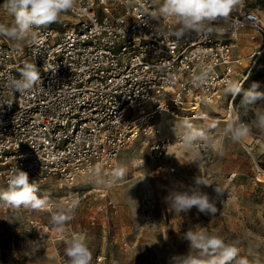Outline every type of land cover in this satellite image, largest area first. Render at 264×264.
I'll use <instances>...</instances> for the list:
<instances>
[{
	"label": "built area",
	"instance_id": "1",
	"mask_svg": "<svg viewBox=\"0 0 264 264\" xmlns=\"http://www.w3.org/2000/svg\"><path fill=\"white\" fill-rule=\"evenodd\" d=\"M162 2L75 0L67 11L70 26L34 29L24 46L0 38V185L8 187L19 168L36 185L52 180L69 191L67 206L74 193L84 199L97 194L105 199L98 210L117 216L119 204L108 188L119 154L138 135L159 137L157 119L164 114L196 119L203 105L226 96L227 120L247 124L227 85H244L264 57L260 15L243 1L227 20L178 39L172 33L180 26L160 14ZM242 39L250 43L248 53L240 51ZM25 63L36 64L41 79L21 94L8 83L20 78ZM188 135L158 138L151 149L184 145ZM219 138L212 134L197 145L210 150ZM143 203L150 223L153 201ZM0 210L14 209L0 201Z\"/></svg>",
	"mask_w": 264,
	"mask_h": 264
},
{
	"label": "rangeland",
	"instance_id": "2",
	"mask_svg": "<svg viewBox=\"0 0 264 264\" xmlns=\"http://www.w3.org/2000/svg\"><path fill=\"white\" fill-rule=\"evenodd\" d=\"M243 1L264 21V0ZM72 20L62 12L58 21L49 25L60 31ZM13 22L5 0H0V23L11 26ZM0 38L11 45L24 46L28 42L4 35ZM241 43L240 51L248 52L250 43L245 39ZM254 83L259 85L258 91H264V57L236 99L240 119L251 128L250 135L241 142H234L228 131L231 123L227 120L225 96L217 104L203 105L196 119L164 114L157 119L162 127L159 137L140 135L124 148L119 166L126 168V174L114 178L113 186L108 188V197L119 204L117 216L110 210H98L105 199L97 194L84 199L74 193L77 207L73 218L65 223L63 232L58 231L52 216L68 208L65 198L70 192L52 180L36 185L38 194L47 195L50 208L0 210V264H70L65 250L69 241L78 236L86 238L93 257L91 264H171L172 257L190 251L185 233L201 229L236 244L239 254L232 264H238L240 259L247 260V264H264V130L257 124V114L264 112V100L243 102L244 92ZM192 131L202 136L188 147L174 143L157 151L151 149L158 138ZM212 134L220 137L212 149L198 147L199 139H210ZM196 179L209 184L201 185L200 190L215 201L214 215L201 213L195 207L187 213L170 208L166 200L169 193L194 186ZM7 188L0 185V192ZM145 197L153 201L150 223L145 218ZM92 214L96 216L95 224L91 223ZM191 251L196 254L195 249ZM100 256L104 259L98 262Z\"/></svg>",
	"mask_w": 264,
	"mask_h": 264
},
{
	"label": "clouds",
	"instance_id": "3",
	"mask_svg": "<svg viewBox=\"0 0 264 264\" xmlns=\"http://www.w3.org/2000/svg\"><path fill=\"white\" fill-rule=\"evenodd\" d=\"M74 2L75 0H5V7L14 17V22L11 26L0 23V35L18 41L35 38L34 29L57 22L62 12L73 9ZM242 3L243 0H163L159 12L165 18L175 19L180 27L172 34L179 39L186 32L194 31L199 34L211 22L227 20L233 10ZM40 79L41 73L37 65L25 63L20 70V78H12L8 86L23 94L31 90ZM258 87L259 85L254 83L244 92V103L255 104L264 100V91H258ZM227 91L233 96L239 95L243 91V85L238 81L230 82ZM257 124L264 130V112L257 114ZM227 128L232 133L234 142H241L251 133V128L243 123L238 126L230 124ZM200 136L201 132L192 131L184 138V146L188 147ZM125 174L126 168L119 166L114 169L112 176L120 179ZM201 185L209 186L206 182L196 179L194 186L170 192L166 198L170 208L187 213L195 207L201 213L214 215L217 212L216 203L207 193L200 190ZM38 191L36 183L30 182L29 174L17 168L8 179L7 190L0 192V201L16 210L23 208L39 211L50 208L49 200L38 195ZM215 191L221 193L219 188H215ZM76 207L77 203L72 202L67 209H60L52 216V223L58 231H64V225L73 218ZM184 238L189 241L190 251L185 255L172 257L171 264H232L239 254L234 242H226L218 234L209 233L206 229L188 230ZM192 249L196 250V254L192 253ZM65 254L70 264H91L93 259L84 236L71 239ZM238 264H247V260L240 259Z\"/></svg>",
	"mask_w": 264,
	"mask_h": 264
},
{
	"label": "trees",
	"instance_id": "4",
	"mask_svg": "<svg viewBox=\"0 0 264 264\" xmlns=\"http://www.w3.org/2000/svg\"><path fill=\"white\" fill-rule=\"evenodd\" d=\"M261 60H262V59H261ZM261 60L259 61L258 65H257V67H256V69H255V71H256L257 68L259 67V64H260ZM255 71H254V72H255ZM254 72L250 75V77L254 74ZM250 77H249V79H250ZM249 79H248V80H249ZM248 80H247V81H248ZM247 81H246V83H247ZM246 83H245V84H246ZM245 84H244V85H245ZM244 85H243V86H244ZM236 99H237V98H236Z\"/></svg>",
	"mask_w": 264,
	"mask_h": 264
},
{
	"label": "bare ground",
	"instance_id": "5",
	"mask_svg": "<svg viewBox=\"0 0 264 264\" xmlns=\"http://www.w3.org/2000/svg\"><path fill=\"white\" fill-rule=\"evenodd\" d=\"M138 136H139V135H138ZM138 136H137V137H138ZM138 161H139V163H144V160H142V159H139ZM113 184H114V183H113ZM113 184H112V186H113Z\"/></svg>",
	"mask_w": 264,
	"mask_h": 264
},
{
	"label": "crops",
	"instance_id": "6",
	"mask_svg": "<svg viewBox=\"0 0 264 264\" xmlns=\"http://www.w3.org/2000/svg\"><path fill=\"white\" fill-rule=\"evenodd\" d=\"M248 42H249V41H248ZM249 51H250V50H249ZM249 51H248V52H249ZM248 52H246V53H248ZM120 153H121V152H120ZM119 155H120V154H119Z\"/></svg>",
	"mask_w": 264,
	"mask_h": 264
}]
</instances>
